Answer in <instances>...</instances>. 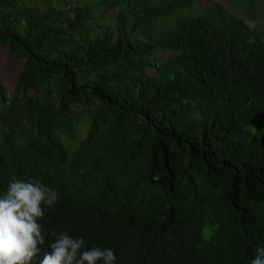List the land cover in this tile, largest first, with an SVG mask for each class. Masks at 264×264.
Wrapping results in <instances>:
<instances>
[{
	"label": "trees",
	"instance_id": "trees-1",
	"mask_svg": "<svg viewBox=\"0 0 264 264\" xmlns=\"http://www.w3.org/2000/svg\"><path fill=\"white\" fill-rule=\"evenodd\" d=\"M46 1L0 0V46L21 63L9 97L0 82V195L46 184V237H83L116 264H251L264 43L219 6L214 24L185 15L192 0Z\"/></svg>",
	"mask_w": 264,
	"mask_h": 264
},
{
	"label": "clouds",
	"instance_id": "clouds-1",
	"mask_svg": "<svg viewBox=\"0 0 264 264\" xmlns=\"http://www.w3.org/2000/svg\"><path fill=\"white\" fill-rule=\"evenodd\" d=\"M59 194L39 181L13 179L0 195V264H116L111 248H85L83 237L52 231L49 240L39 223L45 208L53 207ZM50 251L39 258L41 246ZM251 264H264V246L257 249Z\"/></svg>",
	"mask_w": 264,
	"mask_h": 264
},
{
	"label": "rangeland",
	"instance_id": "rangeland-1",
	"mask_svg": "<svg viewBox=\"0 0 264 264\" xmlns=\"http://www.w3.org/2000/svg\"><path fill=\"white\" fill-rule=\"evenodd\" d=\"M49 1V2H48ZM193 5L189 16L204 18L209 23L214 24L213 18L216 16V7L219 6L227 15H231L245 22L253 30L260 42L264 43V0H192ZM47 4L55 7L52 0H47ZM179 14V13H178ZM207 15V16H206ZM177 19L174 16L170 21ZM21 69V63L16 62L10 56L6 47L0 46V82L4 86L8 97L13 93L16 80ZM89 119L85 118L78 127V140H81L87 131ZM75 143L66 142L69 152L74 148Z\"/></svg>",
	"mask_w": 264,
	"mask_h": 264
}]
</instances>
